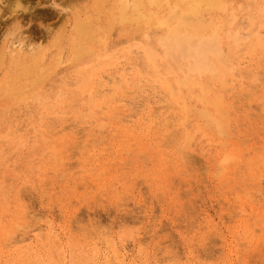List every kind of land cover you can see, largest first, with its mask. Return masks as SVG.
<instances>
[{
    "label": "rangeland",
    "instance_id": "obj_1",
    "mask_svg": "<svg viewBox=\"0 0 264 264\" xmlns=\"http://www.w3.org/2000/svg\"><path fill=\"white\" fill-rule=\"evenodd\" d=\"M14 1L0 6V264H264V0L205 15L221 26L215 71H190L156 26H119L111 0L99 17L97 0ZM85 15L108 48L67 64ZM14 25L40 49L10 54ZM203 95L228 133L200 116ZM231 144L241 161L217 171Z\"/></svg>",
    "mask_w": 264,
    "mask_h": 264
},
{
    "label": "bare ground",
    "instance_id": "obj_2",
    "mask_svg": "<svg viewBox=\"0 0 264 264\" xmlns=\"http://www.w3.org/2000/svg\"><path fill=\"white\" fill-rule=\"evenodd\" d=\"M3 1L5 0H0V6L1 5L4 7L8 6V4H6L5 6L4 3H2ZM30 1L31 0H15L13 2L14 8L16 9L23 8L22 3L28 4ZM97 1L98 3H96L95 9L97 12V17H99L104 12L105 3H103L104 0H97ZM111 1L113 3L112 8L106 14H108L109 17H114V21L119 26H125V25L130 27L145 26L146 28L151 26H156L158 29L161 30V36L158 39V45L162 46L163 48H166V51L167 49L175 50L178 54L181 55L182 59L185 60L187 59V61L190 60L191 63L190 65H188L190 67L189 68L190 71H195V70L206 71L207 69H209V71H215L211 65L210 57L212 56L218 58L221 61V63H223L222 57L226 58L223 55L224 51L220 43V37H219L221 32L220 23L213 22V20L210 19H205V15L212 19V17H214L215 12L221 11L224 7V4L226 3V0H111ZM49 16L50 15L48 12H41L37 14V17L43 20L48 19ZM97 20H99V18H96V21ZM99 25L100 22L98 21L96 26L95 23L93 24V20L91 16L85 15L83 18L75 19L71 31L72 35L67 39V46L70 51L66 59L67 64H72V63L82 64L93 58V56L100 57L101 53L108 48L109 33L104 37V39H101L99 36L100 34H102V30L101 27H99ZM15 27H16L15 25L12 27L13 31L8 30L3 35V38L1 40V43L4 45L6 50L8 49L11 51V52L9 51L10 54L12 52L14 53L24 52L25 50H27L30 54L31 51L35 52L36 50L40 49L38 43L32 44L30 42L27 46H25L26 44L23 41L24 39L22 38L23 37L22 32L19 30H15ZM38 32L35 31L29 32V37L37 38V39H43V38L46 39L49 37L50 34V31L48 29L43 31V33L41 32L38 33ZM144 38H147V36H145ZM141 47L142 50H144V53L146 54L148 60L153 61L154 54L152 53L151 48L145 43ZM61 55H62V50L59 51V56L56 61V64H60L62 57ZM103 56L104 55H102L101 57ZM2 60L3 58L0 57V68H1ZM37 61L38 59L34 62L35 65L37 64ZM184 77L187 78L186 76ZM36 78H37L36 80L37 82L41 81L39 76H37ZM83 82L81 81V83ZM84 84L85 86L83 89L86 88L87 91H89L90 89L89 83L84 82ZM169 90L171 91L170 88ZM200 90L204 94V89H200ZM218 96L220 99L217 98V101L219 100L221 101V96L220 95ZM204 98L205 97L203 95L201 99L203 100ZM203 101H206V103L210 104V102H208L207 100H203ZM212 105L214 106L213 110H204L203 115L200 116L202 118L204 117V120L206 119L207 121H209L207 123L211 122V124H214L215 127L218 128V130L223 131V129L225 128L227 130L226 132L228 133V120L225 116L226 115L225 110L221 108L222 103L221 105H219V103L215 102L210 104V106ZM214 108H216L217 110H214ZM183 109L186 110V108ZM218 130L217 132H221ZM228 135L229 134H227V136ZM231 146L233 147L231 150L226 151L219 156V162H218L219 165L218 167L215 166L217 171L220 170L218 169L219 166L222 168H226L229 164L232 163L237 164L241 161L242 158L240 153L237 151L236 144H231ZM221 171L220 173H222L224 170L222 172ZM23 241L24 238H21V239H15L13 242L14 244H18ZM123 260L120 261V264H123Z\"/></svg>",
    "mask_w": 264,
    "mask_h": 264
}]
</instances>
